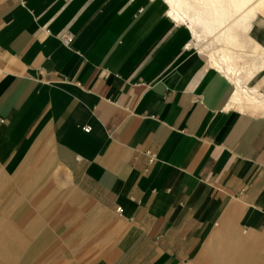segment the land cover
I'll list each match as a JSON object with an SVG mask.
<instances>
[{
  "label": "crops",
  "instance_id": "0c3cea01",
  "mask_svg": "<svg viewBox=\"0 0 264 264\" xmlns=\"http://www.w3.org/2000/svg\"><path fill=\"white\" fill-rule=\"evenodd\" d=\"M167 11L0 0V219L32 255L64 223L106 233L94 264H264V63L238 88Z\"/></svg>",
  "mask_w": 264,
  "mask_h": 264
},
{
  "label": "rangeland",
  "instance_id": "374dc122",
  "mask_svg": "<svg viewBox=\"0 0 264 264\" xmlns=\"http://www.w3.org/2000/svg\"><path fill=\"white\" fill-rule=\"evenodd\" d=\"M261 15L264 16V12H256L254 18L250 16H246L245 18H248L249 20L251 19L250 23H252L256 18L261 17ZM185 24L188 26L187 23ZM250 28L251 25H249L248 28L245 29V52L243 54H240V56L242 57L237 62L239 66L246 67V72L248 71V69H257L262 65L264 60V57L261 56L260 46L258 45L257 48V46L254 44V37L250 33ZM238 33L241 37V32ZM197 35L198 34L195 33L193 34L196 48L201 53H203L207 59V54H216L215 52L218 49V44L212 43L213 38L209 37L208 39H204V41L201 40V42L200 39L196 37ZM221 71L223 72V70ZM243 74L245 76L247 73ZM54 168H56V174L53 177H48V180L51 181L52 184H54V186L52 185V188L56 187L55 189L57 192L62 191L64 193L66 192V190L67 193L73 191V189H71L70 183L66 182L67 178L62 169L59 166H55ZM52 173L53 172H51L50 174ZM0 176L6 181L5 189L7 191L16 189L23 190L24 186L18 184L16 185L17 179H15L13 175L4 174L1 167ZM34 188H36V186H34ZM31 195V193H18L12 195L10 194L8 195V197L17 200L16 198L28 199L29 197H31ZM78 210H80V208L77 209V207H73L69 209L65 213V215L70 217V215L77 213ZM63 219H65V217H63ZM91 221L94 220L90 217L88 222ZM103 227H101V231L102 229L104 230ZM83 228L84 226L68 227V224L66 225L64 223L55 228V232L58 233L53 234V240H51L52 243L50 244V247L52 248L49 257L48 251H44L42 249L39 250L36 255H32V252L28 251L27 248H25L28 244L26 243L25 247L23 246V242L19 244L16 240V233L14 235L8 233L6 229L1 226L0 219V264H33L34 262H38L39 264H94L96 259L100 255L99 252L102 250L100 248L104 244L103 239L106 236V233L104 231L96 233V231L98 230L97 229L90 233L86 232V234H83ZM49 229L53 230L50 227L48 228V230ZM11 246H13L15 249L10 250L9 247ZM16 246H18L20 249L17 250ZM23 256L25 259H23ZM183 264H192V260L186 261Z\"/></svg>",
  "mask_w": 264,
  "mask_h": 264
},
{
  "label": "bare ground",
  "instance_id": "6f19581e",
  "mask_svg": "<svg viewBox=\"0 0 264 264\" xmlns=\"http://www.w3.org/2000/svg\"><path fill=\"white\" fill-rule=\"evenodd\" d=\"M166 1L169 5L167 13L176 22L187 23L192 33L198 34L196 37L200 41L213 38L212 43L218 44V49L216 54H207L209 63L235 77L238 88H241L242 73L246 72V67L239 66L237 62L246 45L241 43L238 32L248 28L251 19L246 16L254 18L256 12L264 9V0ZM240 94L239 91V97Z\"/></svg>",
  "mask_w": 264,
  "mask_h": 264
},
{
  "label": "built area",
  "instance_id": "2783aa9c",
  "mask_svg": "<svg viewBox=\"0 0 264 264\" xmlns=\"http://www.w3.org/2000/svg\"><path fill=\"white\" fill-rule=\"evenodd\" d=\"M61 38H62L63 42L66 43V44H68L69 41H70V37L68 35H62ZM85 129L88 130L89 127L86 126ZM149 155H150L151 159L154 157V154H152V153H149Z\"/></svg>",
  "mask_w": 264,
  "mask_h": 264
}]
</instances>
